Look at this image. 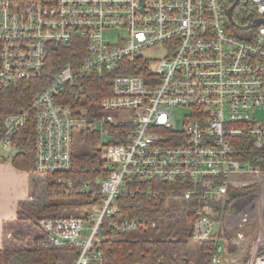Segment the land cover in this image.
Masks as SVG:
<instances>
[{"label":"built area","instance_id":"obj_1","mask_svg":"<svg viewBox=\"0 0 264 264\" xmlns=\"http://www.w3.org/2000/svg\"><path fill=\"white\" fill-rule=\"evenodd\" d=\"M249 1L264 18V0ZM234 27L224 0H0V86L51 77L27 108L5 115L0 151L16 153L13 136L32 119L36 173L46 174L73 167L82 127L107 137L108 174L95 180L101 204L41 219V244L74 245V264H90L101 256L97 234L104 216L118 211L120 193L136 181L169 180L190 184L184 197L206 202L191 240L213 242L209 264L234 254L226 229L239 246L254 223L249 264H264V23L246 35ZM78 40L79 64L47 70L51 43ZM95 71L113 72V82L101 100L107 113L90 118L57 97ZM132 223L126 218L123 226Z\"/></svg>","mask_w":264,"mask_h":264},{"label":"trees","instance_id":"obj_2","mask_svg":"<svg viewBox=\"0 0 264 264\" xmlns=\"http://www.w3.org/2000/svg\"><path fill=\"white\" fill-rule=\"evenodd\" d=\"M224 1L229 8L235 0ZM256 16L249 0H240L234 7L233 17L239 25L251 24ZM234 30L240 34V28ZM81 42L51 43L47 70L54 72L67 61L79 64L85 53ZM112 77L110 71L86 74L68 84L57 98L82 115L99 117L107 113L101 109V100L112 91ZM50 81L44 73L0 86V140L6 133L5 115L27 108ZM13 137L17 152L11 156L12 163L28 171L35 185H43L46 202L35 201L33 190L31 199L20 203L17 215L3 220L0 264H74L80 253L76 246L40 243L46 235L40 221L46 217L80 216L83 208L101 204L100 184L95 180L108 174L101 133L90 125L82 127L77 134L73 167L46 174L36 173L33 120L29 119ZM112 141L116 142L114 138ZM242 153L245 156L246 152ZM88 180L90 188L82 192L81 186ZM188 187L190 184L169 180L132 183V191L120 193L118 211L104 216L95 243L101 256L90 264H209L213 242L191 240L193 223L206 202L185 198ZM126 218L133 221L128 227L123 226ZM225 234L228 251L238 252L239 247L232 243L234 231L226 229ZM233 259L225 264H249V253Z\"/></svg>","mask_w":264,"mask_h":264},{"label":"crops","instance_id":"obj_3","mask_svg":"<svg viewBox=\"0 0 264 264\" xmlns=\"http://www.w3.org/2000/svg\"><path fill=\"white\" fill-rule=\"evenodd\" d=\"M12 155L0 151V247L2 222L15 217L22 201L31 199V174L12 163Z\"/></svg>","mask_w":264,"mask_h":264},{"label":"rangeland","instance_id":"obj_4","mask_svg":"<svg viewBox=\"0 0 264 264\" xmlns=\"http://www.w3.org/2000/svg\"><path fill=\"white\" fill-rule=\"evenodd\" d=\"M240 30H241V31H239L240 35H246L249 32V29H240ZM119 33L122 34L124 32L122 30H120L118 32V34ZM118 34L114 35V38H116ZM175 114H176L175 125L178 126V127H182L183 111L181 109H177L175 111ZM259 117L264 119V110H260L259 111ZM102 141L106 142L107 141V137L103 136ZM76 144H77V138H76V141H75V146H76ZM42 188H43L42 184L41 185L40 184H36L35 185V182L32 181V192H33V190L35 191V193H34L35 194L34 195L35 201L46 202V191L42 190ZM34 199H33V201H34ZM87 208L88 207H85V208H83V210L87 209ZM259 228H260V226H259L258 223L251 224V225H249L246 228L247 238L242 242L241 245H239V246L237 245L238 247H240V253L232 254L231 258L232 257L241 256V255H246L247 253H249V256H250L251 249H252V244H253V241H254V238H255L256 234L259 231ZM193 242H195V241H193ZM228 253H229V251H228Z\"/></svg>","mask_w":264,"mask_h":264},{"label":"water","instance_id":"obj_5","mask_svg":"<svg viewBox=\"0 0 264 264\" xmlns=\"http://www.w3.org/2000/svg\"><path fill=\"white\" fill-rule=\"evenodd\" d=\"M240 0H235L234 3L228 8V14H229V17L231 19V22L237 26L238 28L240 29H249V28H252L256 25H258L259 23H264V18H255L254 21L251 23V24H247V25H239L235 20H234V17H233V10H234V7L235 5L239 2Z\"/></svg>","mask_w":264,"mask_h":264}]
</instances>
